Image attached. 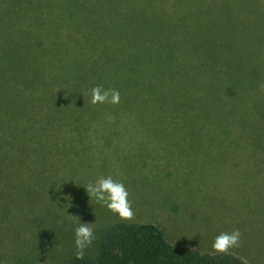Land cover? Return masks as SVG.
<instances>
[{
	"label": "rangeland",
	"instance_id": "374dc122",
	"mask_svg": "<svg viewBox=\"0 0 264 264\" xmlns=\"http://www.w3.org/2000/svg\"><path fill=\"white\" fill-rule=\"evenodd\" d=\"M207 2L153 3L171 22V45L179 46L173 40ZM243 41L235 32V44ZM181 51L182 64L196 58ZM254 56L256 81L243 98L207 94L200 84L185 93L171 83L167 101L152 114L134 105L112 111V104H91L82 125L37 132L11 175L0 176V264L76 257L80 223L94 229L84 257L93 259L101 236L121 222L85 189L101 176L129 192L135 219L124 223L154 225L170 244L205 253L213 252L219 233L238 229L242 242L230 253L264 264V49Z\"/></svg>",
	"mask_w": 264,
	"mask_h": 264
},
{
	"label": "trees",
	"instance_id": "16d2710c",
	"mask_svg": "<svg viewBox=\"0 0 264 264\" xmlns=\"http://www.w3.org/2000/svg\"><path fill=\"white\" fill-rule=\"evenodd\" d=\"M164 1L0 0V176L11 175L37 132L82 125L97 85L119 91L112 111L134 105L149 114L167 101L171 83L185 93L200 84L207 94L239 98L253 88L264 0H208L201 21L193 18L173 40L177 48L171 22L153 8ZM235 32L246 41L235 44ZM182 48L196 58L180 63ZM62 264L247 263L174 246L151 224L120 222L101 236L93 259Z\"/></svg>",
	"mask_w": 264,
	"mask_h": 264
},
{
	"label": "clouds",
	"instance_id": "9594fccd",
	"mask_svg": "<svg viewBox=\"0 0 264 264\" xmlns=\"http://www.w3.org/2000/svg\"><path fill=\"white\" fill-rule=\"evenodd\" d=\"M92 105L120 103V93L117 89H104L97 85L90 91ZM86 191L90 198H94L97 203L107 207V209L118 216L121 222H132L135 219L132 202L128 199L129 192L125 185L111 176H101L94 183L90 182L86 186ZM76 259L83 260L86 250L96 239L94 229L87 223H80L74 230ZM241 232L236 229L232 232L219 233L212 244L213 255H227L232 249L241 245Z\"/></svg>",
	"mask_w": 264,
	"mask_h": 264
},
{
	"label": "crops",
	"instance_id": "0c3cea01",
	"mask_svg": "<svg viewBox=\"0 0 264 264\" xmlns=\"http://www.w3.org/2000/svg\"><path fill=\"white\" fill-rule=\"evenodd\" d=\"M161 230V229H160ZM164 234V233H163ZM165 236V235H164ZM166 238V237H165ZM179 238V237H178ZM180 240H182L181 238H179ZM171 244L172 245H174V246H179V247H190V245H188V244H185V243H183V244H179V243H176V244H174V243H172L171 242ZM196 250H198V249H196ZM198 251H200V250H198ZM202 252V251H201ZM203 253H205V252H203ZM209 254H212V253H209ZM231 254H233V253H231ZM233 255H235V254H233ZM237 256V255H236ZM239 257V256H238ZM241 258V257H240Z\"/></svg>",
	"mask_w": 264,
	"mask_h": 264
}]
</instances>
